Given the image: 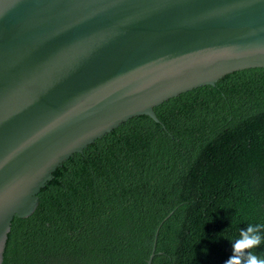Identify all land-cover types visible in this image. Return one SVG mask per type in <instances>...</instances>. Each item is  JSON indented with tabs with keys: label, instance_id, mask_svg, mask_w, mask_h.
Segmentation results:
<instances>
[{
	"label": "water",
	"instance_id": "water-1",
	"mask_svg": "<svg viewBox=\"0 0 264 264\" xmlns=\"http://www.w3.org/2000/svg\"><path fill=\"white\" fill-rule=\"evenodd\" d=\"M255 68L264 0H0V264L74 154Z\"/></svg>",
	"mask_w": 264,
	"mask_h": 264
},
{
	"label": "trees",
	"instance_id": "trees-1",
	"mask_svg": "<svg viewBox=\"0 0 264 264\" xmlns=\"http://www.w3.org/2000/svg\"><path fill=\"white\" fill-rule=\"evenodd\" d=\"M216 87L155 108L172 138L132 118L65 162L16 218L23 264H225L264 224V69Z\"/></svg>",
	"mask_w": 264,
	"mask_h": 264
},
{
	"label": "clouds",
	"instance_id": "clouds-1",
	"mask_svg": "<svg viewBox=\"0 0 264 264\" xmlns=\"http://www.w3.org/2000/svg\"><path fill=\"white\" fill-rule=\"evenodd\" d=\"M232 242V255L225 264H264V253L255 249L264 246V224L249 223L239 230L238 238Z\"/></svg>",
	"mask_w": 264,
	"mask_h": 264
}]
</instances>
